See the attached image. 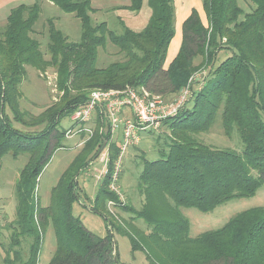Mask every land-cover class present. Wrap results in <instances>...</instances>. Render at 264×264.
<instances>
[{
    "label": "trees",
    "instance_id": "trees-1",
    "mask_svg": "<svg viewBox=\"0 0 264 264\" xmlns=\"http://www.w3.org/2000/svg\"><path fill=\"white\" fill-rule=\"evenodd\" d=\"M47 1L79 21L78 42H69L48 19L50 58L45 59L33 38L39 2L12 9L0 32V165L9 153L14 159L28 156L14 186V217L5 224L0 221V235L10 233L0 264H37L49 225L55 251L48 264H119L113 231L129 239L132 253L142 251L147 264H264V207L240 212L220 229L194 238L180 211L211 212L227 201L252 197L264 185V0H246L249 12L238 0H201L207 26L192 9L181 25L179 50L167 65L175 34L173 0H128L122 9L138 13L145 1L151 12L138 32L122 22L119 32L106 22L93 24L90 0ZM107 43L122 61L97 68L98 49ZM221 53L226 58L220 60ZM52 65L62 93L59 101L36 116L21 110L19 88L26 68L44 72ZM125 88L150 97L184 90L190 95L174 116L162 121L169 133L164 146L157 145L155 159L142 158L136 188L143 202L138 211L122 205L109 189L120 153L119 143L109 145L107 174L90 204L107 228L98 237L73 215V205L79 201L78 176L108 146L110 130L101 113L96 112L91 137L52 188L47 206H40L36 187L53 153L63 147L67 130H59L60 120L83 106L92 90ZM218 114L225 135L234 131L241 147L216 149L198 140ZM108 203L132 217L115 220ZM136 220L145 224L146 233L134 228Z\"/></svg>",
    "mask_w": 264,
    "mask_h": 264
},
{
    "label": "rangeland",
    "instance_id": "rangeland-1",
    "mask_svg": "<svg viewBox=\"0 0 264 264\" xmlns=\"http://www.w3.org/2000/svg\"><path fill=\"white\" fill-rule=\"evenodd\" d=\"M91 7L94 13H90L92 23L97 24L106 22L111 30L119 32L122 22L125 26H131L132 30L139 31L147 24L150 18V9L145 1L142 9L138 13L123 12L114 6V0H90ZM117 1V0H116ZM115 1V2H116ZM128 3V0H123ZM35 2H39L41 12L37 23L35 24V33L33 38L40 43V49L44 53L46 60L50 56L47 53V25L46 21L52 19L56 29L60 30L69 42H78L80 39V24L79 21L72 15L60 11L56 6L47 0H0V32L3 30L7 16L10 11L20 5L30 6ZM239 6L244 12L251 10L250 5L246 0H238ZM112 6V7H111ZM133 14V18L138 17L137 22L128 24L127 14ZM137 26V27H135ZM227 53H221L220 60L226 58ZM219 60V61H220ZM122 61V56L117 52V49L107 43L103 48L98 49L96 67L105 68L113 62ZM200 61H195L198 64ZM208 73H204L202 78ZM199 87V86H198ZM196 84L193 86V91H197ZM19 91L21 99L19 106L32 115L41 114L47 107L58 102L62 93L57 87L56 67L50 66L39 72L33 68H26V76L21 83ZM179 94L154 96L158 97L164 104L175 103ZM186 103V102H185ZM190 106L191 104H186ZM95 118L92 123L86 125L91 127L93 131ZM17 128L21 126L14 124ZM59 130L66 131L75 129L76 123L71 119V116L63 117L59 123ZM95 129V128H94ZM168 129L162 122L156 129H149L139 133L140 141L137 145L126 150L121 159L118 181L115 187L118 190L116 194L122 205H126L134 211L141 208L143 197L140 196L136 188L137 176L142 168V158L153 160L156 157V150L160 149L165 144V136L168 135ZM203 144L216 149H237L241 147L240 140L237 134L233 131L230 136H226L221 124V118L218 114L217 119L208 132L198 136ZM120 133L117 130L112 133L109 131L108 146H104L100 150L98 158L94 159L90 165L77 178L78 197L79 201L73 205V215L78 217L83 226L98 237L106 235V225L103 219L94 214L90 210V204L94 200L99 187L103 183L104 177H99L103 171L105 161L108 158V147L110 144L119 143ZM80 135L67 138L65 136L62 142L63 147L56 150L48 164L43 169L38 178L36 187V196L40 206L45 207L49 203L50 193L53 187L56 186L60 176L70 165L73 159L77 156L82 148ZM157 145L160 148H156ZM28 156L20 154L17 158H13L11 154L5 155L1 160L0 165V207L2 214L0 221L6 223L10 221L15 214L16 200L14 197V186L18 179L19 172L27 162ZM264 207V185L260 186L256 193L249 198L233 199L216 207L213 211L203 213L194 208L180 209L182 215L189 223L188 235L191 238L197 237L201 233L220 229L236 214L245 210ZM109 214L115 220L128 221L132 215L112 204L107 205ZM5 217V218H3ZM134 228L146 233L147 227L145 224L136 220L133 223ZM9 232L2 231L0 235V262L4 257V248L8 245ZM113 240L118 252L119 264H147L144 253L140 250L131 252L130 241L126 236L119 234L116 231L112 233ZM55 251V236L51 225L48 226L43 235L41 249L37 264H48Z\"/></svg>",
    "mask_w": 264,
    "mask_h": 264
},
{
    "label": "built area",
    "instance_id": "built-area-1",
    "mask_svg": "<svg viewBox=\"0 0 264 264\" xmlns=\"http://www.w3.org/2000/svg\"><path fill=\"white\" fill-rule=\"evenodd\" d=\"M189 95V91L184 90L179 94L175 103L167 105L158 97H150L147 93L132 88L95 89L90 92L87 102L71 115V119L76 123V128L68 129L65 136L71 138L84 133L86 138L80 143L83 145L92 135L91 127H86V125L92 123L96 112L102 114L112 135L117 130L119 131L118 148L120 153L115 162L109 185V189L118 194L115 185L118 181L121 159L126 150L139 143L140 132L156 129L163 120L174 116L185 104ZM106 165L107 159L100 178L107 174Z\"/></svg>",
    "mask_w": 264,
    "mask_h": 264
},
{
    "label": "crops",
    "instance_id": "crops-1",
    "mask_svg": "<svg viewBox=\"0 0 264 264\" xmlns=\"http://www.w3.org/2000/svg\"><path fill=\"white\" fill-rule=\"evenodd\" d=\"M115 1L116 0H114V6H118V7L121 6L119 8L120 11L130 12L128 10L122 9V7L127 6L128 3L124 2L123 0H117L116 2ZM173 4H174V30H175V34H174V37L171 40L169 47H168L167 57H166V62H165L166 65L171 62V60L176 56V54L179 50L180 43H181V25H182L183 21L188 17V15L190 14V11L192 9H195L198 11L203 24L207 26V20H206V16H205L204 12L202 10L201 0H173ZM127 19H128V24H132V23L137 22L138 17L136 16L135 18H133V14L128 13ZM126 27H128L129 29L132 30L131 26H126ZM135 27H137V26H135ZM132 31H134V30H132ZM135 32H138V31H135Z\"/></svg>",
    "mask_w": 264,
    "mask_h": 264
},
{
    "label": "water",
    "instance_id": "water-1",
    "mask_svg": "<svg viewBox=\"0 0 264 264\" xmlns=\"http://www.w3.org/2000/svg\"><path fill=\"white\" fill-rule=\"evenodd\" d=\"M105 146V144L103 145V147Z\"/></svg>",
    "mask_w": 264,
    "mask_h": 264
}]
</instances>
